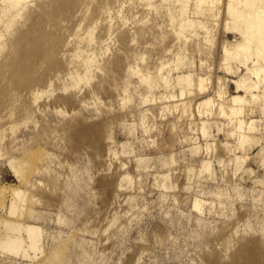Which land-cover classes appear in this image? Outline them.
<instances>
[{
  "label": "rangeland",
  "instance_id": "rangeland-1",
  "mask_svg": "<svg viewBox=\"0 0 264 264\" xmlns=\"http://www.w3.org/2000/svg\"><path fill=\"white\" fill-rule=\"evenodd\" d=\"M216 1L203 4L211 10L200 17L189 5L184 14L201 25L181 38L168 22L170 5L161 0L152 13L143 6L137 11L133 0H23L37 5L15 30L22 38L31 35L0 52V238L6 223L35 226L42 234L36 250L0 246V264H264V82L243 107L244 130L255 121L249 135L257 143L242 151L239 132L231 137L234 125L219 111L226 99L220 101L217 90L224 78L227 96L239 93L234 81L245 62L222 63L224 45L242 36L233 23L226 26L229 0ZM105 6L119 7L127 21L105 13ZM107 14L115 18L100 69L90 83L73 88L66 67L58 69L73 47L59 43L76 34L83 16L86 25L100 20L95 32L104 36ZM145 25L150 34L137 38ZM254 54L253 48L242 60L264 66V54ZM129 61L141 69L163 62L159 78L169 75L171 86L129 78ZM180 74L195 82L204 77L207 87L196 84L181 96ZM32 85L42 91L37 102L27 94ZM209 97L213 114L201 116L199 103Z\"/></svg>",
  "mask_w": 264,
  "mask_h": 264
},
{
  "label": "bare ground",
  "instance_id": "bare-ground-1",
  "mask_svg": "<svg viewBox=\"0 0 264 264\" xmlns=\"http://www.w3.org/2000/svg\"><path fill=\"white\" fill-rule=\"evenodd\" d=\"M27 1V0H25ZM132 1V0H131ZM133 1H136V2H133L134 6H135V9H137V11L139 10V7L143 6L145 7L146 9H152V10H155L156 8V11L159 10V6L156 5V2L159 1V0H133ZM210 3H214L215 2L217 3L216 0H161V3H163L164 5H170V10H169V14H167L168 16V22L171 23V25L173 24L174 27V31H176L175 33H177L181 38H183L184 36H188V33L186 32V30L188 31L189 29H191L192 27H195L196 25H198L201 21L199 20L198 22L194 19L195 17L192 16L193 18V21L190 19V17L187 15V14H184L186 12H188V9H190L189 7L191 6L192 10L194 11V13L196 15H198L199 17L204 15L205 14L207 15V12H209L211 9L210 7H204L203 4L209 2ZM108 3V2H107ZM106 3V4H107ZM118 3V2H117ZM26 3H23V0H0V22L1 24L4 25L5 29L2 27L3 32L0 33V52H2L3 50L5 51V49H8L7 46H8V42L13 41L16 43V42H19V43H22L21 40H24L25 38L27 39L31 34V32L33 31H27L28 34V37H27V33L26 34V37L22 38L20 36V34L15 30V27L17 24L20 23V21L23 19V18H26L28 13L31 11V9L35 8L37 4H32L30 5L29 7L25 5ZM109 4V3H108ZM123 6L124 4L121 3ZM120 4V5H121ZM138 4V5H137ZM191 4V5H190ZM193 4V5H192ZM33 5L35 7H33ZM41 4H38V6H40ZM119 4H117L118 6ZM120 6V7H123V6ZM190 5V6H189ZM235 5V6H234ZM249 6L250 8H246V10H242V6ZM250 5H255L256 9L254 8V6H250ZM43 6V4L41 5ZM40 6V7H41ZM133 6V5H132ZM229 8L227 10V18H228V15H229V22L226 21V26L229 27V24L230 23H233L231 26L233 27V31L235 32H238L241 34L242 36V40L239 41V42H235V43H231L229 42L228 44L224 45V57H225V60L222 64L225 63L226 61V65H227V68L229 67L228 64L230 63V61H233V60H239L241 61V63L243 64L245 62V65L246 66V71L245 72H242L240 73L239 72V69L236 70V75L239 74V77L237 80L234 81V83L236 84L237 86V94L233 95V96H227L228 92L226 90V80L225 82H223V80H218V84H217V90H218V97L220 99V101H226L224 103H226V106L222 103L220 104V112L222 115H225L229 118V124L230 125H234L233 129H231L230 133L232 134L231 137H233V135H235L236 132H239L237 135V137L239 136L238 138V143L237 145H239V147L241 148L240 150H247L251 147L250 145L257 141H255V139L257 138H254L253 136H250V132L255 128L254 125H251V123H254L255 121L251 122L247 129L248 131L244 130V127H246L244 125V119H242V114H244V105L245 103L247 102H251L253 99L255 100V98H257V96L259 95H256V93L254 92L255 89H259V87L263 84L264 82V66L261 65L260 63L258 64V61H256L255 59L252 61L253 63V66H249L247 65V62L248 60H242L244 57L247 56L248 52L254 48V51H255V54L254 56H258V57H261L262 54H264V0H229V4H228ZM103 7V6H102ZM174 7V8H172ZM117 9L115 10V7L114 8H109V7H106L105 8H102L103 11L104 9H106V11L108 10L109 12H105V13H110L112 14V11H114L113 13L115 14L116 13V16L118 17H121L120 20L124 17L120 16V12H121V9H118L119 7H116ZM168 8V7H167ZM188 8V9H187ZM39 9V8H38ZM41 9V8H40ZM46 9L43 8L41 9L42 11ZM131 9V8H130ZM135 9H134V12H135ZM143 9V8H142ZM172 9V10H171ZM48 10V8L46 9ZM144 10V9H143ZM147 10V11H148ZM102 11V10H101ZM132 11V10H131ZM146 11V10H145ZM146 11V13H147ZM150 11V10H149ZM148 11V12H149ZM167 11V10H166ZM190 11V10H189ZM32 12V11H31ZM36 12V11H34ZM129 12V11H128ZM152 13V11H150ZM149 12V14H150ZM155 12V11H153ZM45 13V12H44ZM100 13V12H99ZM102 13V12H101ZM104 13V14H105ZM123 13V12H122ZM136 13V12H135ZM145 13V14H146ZM193 13V12H192ZM42 14V13H41ZM48 14V13H47ZM113 14V15H114ZM128 14V13H127ZM130 14V13H129ZM143 14V13H142ZM148 14V13H147ZM37 16V12L35 14ZM39 15V14H38ZM106 15V14H105ZM112 15V16H113ZM126 15V14H125ZM123 15V16H125ZM141 15V14H140ZM184 15H187L188 17L184 16ZM40 16V15H39ZM108 16V14H107ZM111 16V17H112ZM132 16V15H131ZM163 16V14H162ZM166 16V14H165ZM163 16V18L165 17ZM203 16V18H204ZM44 17V16H43ZM49 17V16H48ZM82 17V16H81ZM79 17V18H81ZM99 17V15H98ZM110 17V15L108 16V18ZM111 17L108 19L109 22ZM134 17V16H133ZM140 17V16H139ZM42 18V17H41ZM78 18V17H77ZM76 18V19H77ZM100 18V17H99ZM112 18H115V15L112 17ZM125 18L127 19V17L125 16ZM209 18V17H208ZM86 19V18H85ZM84 19V16H83V20ZM106 19V18H105ZM122 19V20H123ZM132 19V18H131ZM136 19V17H135ZM140 19V18H139ZM207 19V18H206ZM214 19V17H213ZM78 20V19H77ZM81 20V19H80ZM82 20V21H83ZM95 20V19H94ZM98 20V19H97ZM119 20V18H118ZM162 20V19H161ZM195 20V22H194ZM216 20V19H215ZM80 21V23L78 24L77 22V30L76 29V26L74 28L76 32V34L71 35L72 37H64L66 39H64V42H65V45L64 43L62 45L61 42L59 43V46H68L70 45V48L71 46L73 47L71 50H72V54L71 52L69 53L70 54V59H68L66 62H60V63H63L62 65L60 64V66H58L59 63H56L58 66V69L59 67H62V66H65L66 69L65 71H67V76L70 77L69 81H71L72 83V86L73 88H77L81 83H90L91 80H92V77L94 75V72L98 69H100V56H102L106 51L102 49L105 47V45L108 43H110L109 41L110 40V37H112L111 34V28L113 26L112 25V22L111 24H106L108 25V28L106 29V32L105 34H103L104 36H98L96 35V29H95V25L100 21L98 22H92L91 24H87ZM125 21L127 20H123L122 22L125 23ZM143 22H145L146 20H141ZM148 21V20H147ZM155 21V20H154ZM166 21V20H165ZM164 21V22H165ZM211 21V19L209 20ZM75 22V23H76ZM131 21H129L130 23ZM133 22V21H132ZM136 22V21H135ZM142 22V23H143ZM163 22V23H164ZM228 22V23H227ZM108 23V22H106ZM120 23V22H118ZM128 23V22H127ZM150 23V22H149ZM154 23V22H153ZM166 23V22H165ZM168 23V24H169ZM1 24H0V27H1ZM151 24V23H150ZM149 24V25H150ZM155 24V23H154ZM177 24V25H176ZM203 24V22H202ZM205 24V23H204ZM203 24V25H204ZM210 24V23H209ZM216 24V23H215ZM2 25V26H3ZM98 25V24H97ZM105 25V26H106ZM115 25V24H114ZM176 25V26H175ZM201 25V23L199 24ZM198 25V26H199ZM213 25V24H212ZM218 25V24H216ZM105 26H104V29H105ZM207 26V25H206ZM41 27V26H40ZM107 27V26H106ZM111 27V28H110ZM204 27V26H203ZM213 27V26H212ZM38 30H39V26L36 27ZM205 28V27H204ZM209 28V27H208ZM207 28V29H208ZM230 28V27H229ZM227 28V29H229ZM34 29V28H33ZM32 29V30H33ZM37 29L34 30L36 31L37 33ZM103 29V28H102ZM103 29V30H104ZM139 29V28H137ZM206 29V28H205ZM1 30V29H0ZM131 30V29H130ZM209 30V29H208ZM212 30V29H211ZM231 30V29H230ZM231 30V31H232ZM137 31V30H136ZM230 31V32H231ZM232 31V32H233ZM113 32V31H112ZM151 30L146 28V25L145 27H143L142 29L138 30L137 31V34H135L138 38V36H148V34H150ZM184 32L187 33L186 35H184ZM229 32V31H228ZM34 33V32H33ZM32 33V34H33ZM36 33L34 35H36ZM104 33V32H103ZM208 33V32H207ZM24 34V35H25ZM113 34V33H112ZM133 34V33H132ZM153 34V33H151ZM197 34V33H195ZM209 34V33H208ZM102 35V33H101ZM21 38H20V37ZM33 36V35H32ZM134 36V35H133ZM210 36V35H209ZM207 36V37H209ZM212 37V35H211ZM54 38V36L52 37ZM62 41H63V37H61ZM114 38V37H113ZM135 38V36H134ZM133 38V39H134ZM56 39V38H55ZM57 39H59L57 37ZM68 39V40H67ZM70 39V40H69ZM209 39V38H208ZM136 41V39L134 40ZM207 41V40H206ZM209 41V44L211 43L210 40ZM9 42V43H10ZM55 42V41H54ZM59 42V41H57ZM212 42H213V39H212ZM234 42V41H233ZM255 43V46L253 47L252 45ZM50 44V43H49ZM69 44V45H68ZM53 45V44H52ZM57 45V43H56ZM10 47V45H9ZM49 47V46H48ZM50 47L53 48L50 44ZM49 47V48H50ZM172 47V46H171ZM223 47V46H222ZM46 48V47H45ZM44 48V49H45ZM47 48V49H49ZM10 49V48H9ZM8 49V50H9ZM43 49V48H42ZM54 49H59V48H54ZM174 49V48H173ZM61 50H68L67 47L66 49H61ZM60 50V51H61ZM3 51V52H4ZM44 51V50H42ZM47 51H53L54 50H47ZM57 52L56 51L54 52L53 55H61L62 58L65 59V56L67 55L66 53L67 52H64L62 51L61 53ZM70 51V49H69ZM169 52H172L171 50H168ZM44 55H45V51L43 52ZM48 53L47 56H50L49 52H46ZM132 53V52H131ZM165 53L166 50H165ZM170 54V53H169ZM174 54V53H172ZM126 55V54H124ZM129 55V54H128ZM166 55V54H165ZM168 55V54H167ZM46 56V57H47ZM67 56V57H68ZM121 56V55H120ZM136 56V55H134ZM45 57V58H46ZM52 57V56H51ZM137 57V56H136ZM223 57V58H224ZM129 58V57H128ZM134 58V57H132ZM49 59V57H48ZM47 59V60H48ZM51 59V58H50ZM49 59V61H50ZM54 59V58H53ZM52 59V61H53ZM122 59V58H121ZM125 59V58H124ZM222 59V58H221ZM127 60V59H126ZM116 61V60H115ZM117 61H120V60H117ZM135 61H136V58H135ZM161 61V60H160ZM243 61V62H242ZM55 63V61H53ZM130 62V61H129ZM229 62V63H228ZM53 63V64H54ZM116 63V62H115ZM120 63V62H118ZM123 63V62H122ZM126 63V62H125ZM110 64V63H109ZM112 64V63H111ZM121 64V63H120ZM132 64V65H130ZM130 64H127V67L128 69L125 71V74H128V77L130 78L131 77H134V76H138L143 82H147L150 84V86H164V87H169V85L171 83L169 79V75L168 76H162L160 78H162L163 80H161L159 78V74H161V71L164 69V66H163V62H159V63H156L154 64L153 66H150L148 65L147 67H142L143 69L141 68H134V61H132V63L130 62ZM258 64V65H257ZM116 64L112 65V66H115ZM130 65V66H128ZM225 65V66H226ZM55 66V67H56ZM54 67V66H53ZM52 67V68H53ZM223 67V65H222ZM64 69V67H62ZM226 68V69H227ZM230 68V67H229ZM156 69L158 71L154 72L153 70ZM20 70V69H19ZM54 70V69H53ZM52 70V71H53ZM60 70V69H59ZM58 70V71H59ZM20 72V71H19ZM51 72V71H50ZM57 72V70H56ZM127 72V73H126ZM235 72V71H234ZM18 73V72H17ZM16 73V75H17ZM23 72L21 71L20 74H22ZM61 74H59V72L57 73L56 77L57 76H61L62 75V72H60ZM19 75V73H18ZM24 75V74H23ZM191 75V74H190ZM190 75H185V74H180L175 80L177 81L178 85L180 84H184L183 88L181 89V96H184L185 93H186V89L187 90H190L189 88L193 87V86H196L197 84V88H198V85L200 87V89H202L203 87H207L204 86L205 85V82H206V78L204 77H201L199 78L196 82L192 80L191 76ZM47 76V75H46ZM55 76V75H54ZM127 77V76H126ZM39 78V77H38ZM46 78V77H45ZM208 78V77H207ZM212 78V77H210ZM34 79V78H33ZM59 78H57L58 80ZM61 79V78H60ZM220 79V78H218ZM41 80V78H40ZM38 80V81H40ZM208 80V79H207ZM210 81V80H209ZM221 81V82H220ZM52 80H49L47 81V83H50L51 84ZM198 82V83H197ZM208 82V81H207ZM71 83H68L69 86ZM195 83V84H194ZM34 84V83H33ZM37 84V83H36ZM65 84V83H64ZM67 84V83H66ZM33 86V85H32ZM171 86V85H170ZM68 87V86H67ZM67 87L64 86L65 90L67 89ZM210 87V86H209ZM196 88V89H197ZM203 88V89H204ZM122 90L125 91V86H123L121 88ZM207 89V88H206ZM209 90V89H208ZM194 91V90H193ZM29 92V93H28ZM41 90L39 88H36V87H31L29 88V90L27 91V94H29L30 96H32V98L35 100V102H37L38 100V97L40 96L41 94ZM120 92V91H119ZM190 92V91H189ZM241 92H244V94H241ZM254 92V93H253ZM120 94V93H119ZM250 95V98L247 97V95ZM171 97L174 98L173 95L170 96V99ZM217 97V98H218ZM225 98V99H224ZM213 99L212 97H209L205 100H203L201 103H199V112L201 114V116L204 114V115H212L213 114V110L214 109H211V107H213L214 103L213 102ZM148 99L145 100V102H147ZM185 103V102H184ZM187 103V102H186ZM181 105H185V104H181ZM190 106V105H189ZM219 107V106H217ZM184 108V106H183ZM197 108V109H198ZM190 109V108H189ZM183 111V114L184 113V109L182 110ZM182 115V114H181ZM185 116V115H184ZM227 118V119H228ZM234 118H236L237 120H234ZM247 122V121H246ZM245 122V124H246ZM229 125V126H230ZM231 127V126H230ZM246 129V128H245ZM255 135V134H253ZM230 136V134H229ZM237 139V138H236ZM258 140H260L258 138ZM262 141V140H261ZM228 146L230 144H227ZM249 148H248V146ZM237 146V148H239ZM257 147V146H256ZM253 148V147H252ZM250 148L249 151L252 149ZM242 150V151H243ZM252 151V150H251ZM242 153V152H241ZM250 153V152H249ZM248 154V153H247ZM246 155V154H245ZM263 156V154H262ZM242 157V156H241ZM246 157V156H245ZM244 157V158H245ZM248 158V156H247ZM245 158V159H247ZM241 158L238 159V161H240ZM242 159L241 161L239 162V165L240 163H242ZM247 160H245L243 163H245ZM207 165V164H206ZM238 165V166H239ZM262 166H263V169H264V158H263V161H262ZM240 167H242V164L240 165ZM15 196L16 198L19 199L20 198H23L22 196V192L17 190L15 192ZM13 202L12 204V209H11V212H16L17 210V203L18 201ZM198 207V205H197ZM6 225L9 226V228L7 229L6 231V234H4V236H1L2 238H0V246L4 249H9V250H13V249H16L17 250V246H18V249H20L23 245H27V247L29 249H32V250H36L38 248V245H39V242H40V237H41V234H42V231L40 228L38 227H35V226H30V225H23V224H18V223H6ZM12 231H25L26 232V237H16V236H11L12 234ZM27 251V249H25Z\"/></svg>",
  "mask_w": 264,
  "mask_h": 264
}]
</instances>
